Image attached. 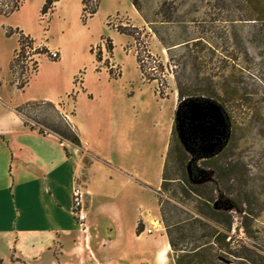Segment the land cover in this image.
<instances>
[{"label": "rangeland", "instance_id": "rangeland-1", "mask_svg": "<svg viewBox=\"0 0 264 264\" xmlns=\"http://www.w3.org/2000/svg\"><path fill=\"white\" fill-rule=\"evenodd\" d=\"M135 1L137 7L127 0V8L118 0L115 8L103 0L92 16L85 17L81 0L77 4L76 0H63V13L53 31L43 35L32 28V35L25 34L34 39L35 47L66 43L69 58L58 64V49L35 55L26 48V59L20 57L15 70L20 72L25 64V73H31L36 59L41 77L33 72L23 89L17 88V74L10 70L18 37L8 30L19 28L11 23L20 20L47 29L54 8L42 14V5L35 14L37 0H28L24 13H14L19 7L8 15L0 14L1 99L20 101L24 89L47 91L42 77L69 68L75 71L71 99L86 88L89 98L107 103V116L115 105L119 107L122 162L144 169L154 182L153 187L136 177L148 190L144 201L149 204L140 209L136 229L137 233L145 230L136 237L143 252L133 243L120 241L116 250H120L122 264H159L142 246L151 238L147 235L161 231L166 235L160 209L169 223H178L190 219L198 208L185 178L192 184H206L200 191L213 196L214 208L225 210L220 218L232 222L228 233L231 247L246 243L264 255V0ZM94 2L88 1L89 5ZM11 3L0 0V9ZM66 7L71 9L70 16ZM51 51L57 57H50ZM178 82L193 95L180 99ZM7 110L0 103V111ZM28 114L58 124L56 112L48 105L34 106ZM221 139L228 146L217 156ZM3 150L0 142V190L10 185ZM80 151L84 162H89L92 154L83 147ZM107 153L117 155L111 145ZM97 159L108 162L99 155ZM163 170L166 180L161 187ZM152 194L154 203H150ZM2 202L6 203V197ZM151 220L159 223L160 231L154 230ZM244 220L250 225L251 238L243 230ZM168 259L166 264H175L171 249Z\"/></svg>", "mask_w": 264, "mask_h": 264}, {"label": "crops", "instance_id": "crops-1", "mask_svg": "<svg viewBox=\"0 0 264 264\" xmlns=\"http://www.w3.org/2000/svg\"><path fill=\"white\" fill-rule=\"evenodd\" d=\"M44 1L37 0L35 14ZM107 1L118 8V0ZM123 2L128 8L127 0ZM27 3L24 0L14 13H24ZM62 3L63 0L54 3L47 29L28 25L26 20L11 24L24 33L32 35L35 29L36 33L47 35L62 16ZM64 11L70 16V8ZM16 47H19L18 41ZM16 47L11 52V60ZM47 48L60 51L58 64L69 58L66 43L58 46L47 42ZM74 74L69 68L49 73L42 77L49 90L28 92L24 89L20 101L1 99L0 95V103L8 108L0 111V142L4 145L3 163L10 172L9 187L0 190V257L5 264H122L118 258L120 250H116L119 242L133 243L139 249L136 237L145 233V230L137 233L136 229L141 219L140 209L149 204L144 201L148 190L136 177L152 183L153 187L154 182L147 178L144 169L122 162L124 146L119 107L115 105L107 116V103L89 98L86 88L78 92L76 99H71ZM33 75L40 76V70ZM57 88L62 90L56 91ZM32 100H48L57 105L79 136L84 151L94 158L85 163L78 147L54 134H42L24 125L14 107ZM110 145L117 153L115 157L107 153ZM98 155L108 162H100ZM157 177L160 179V174ZM78 180L84 183L87 194L83 225L72 214V190ZM5 197L6 203H3ZM151 197L150 203H154V194ZM153 228L157 231V227ZM161 232L147 237L151 236L149 242L156 246L152 260L157 262L156 254L161 248L165 250L164 258L157 263L166 264L170 245Z\"/></svg>", "mask_w": 264, "mask_h": 264}, {"label": "trees", "instance_id": "trees-1", "mask_svg": "<svg viewBox=\"0 0 264 264\" xmlns=\"http://www.w3.org/2000/svg\"><path fill=\"white\" fill-rule=\"evenodd\" d=\"M56 1L57 0H45L41 9L42 14L52 11ZM88 1L89 0H81L83 5V15L85 17L92 16L97 11L100 2V0H95L92 5H89ZM22 2L23 0H12L11 4L5 5L6 8L0 9V14L8 15L12 13L20 7ZM132 2L137 7L136 1L132 0ZM118 29L121 32L132 35L121 27ZM12 33L17 34L19 47L15 50L14 56L10 62V70L14 76L17 74V88L23 89L27 85L30 75L37 70L38 62L36 59L32 60V71L28 74L25 73L24 70V68H26L25 64H23L24 66H22L20 72H18L15 70V63L20 61V57H24V60L26 59V48L33 49V54L35 55L48 54L49 49L46 46L35 47L34 39L30 35L25 34L19 28H10L8 34ZM112 47V43L110 42L109 48L111 49ZM137 61L143 72L139 56L137 57ZM145 77L148 78V80L155 79L154 77H147L146 75ZM177 89L178 97L180 99L193 95L179 82L177 84ZM40 105H48L56 112L58 116V124L41 121L28 114L30 108ZM14 111L20 116L24 125L29 126L32 129H37L42 134H54L61 141H67L82 149V144L76 131L53 102L48 100L26 101L21 105L14 107ZM227 146L228 144H224L217 153V156L224 151ZM213 158L214 157L210 159ZM214 170H217V167L214 168ZM164 174L165 171L163 170L161 187L165 185L166 177H164ZM185 181L187 182L190 191L196 195L198 203V208L194 211V214L191 215V218L178 223H169L164 214L163 208L160 209L175 264H264V255L246 243H241L237 247H231L230 241L228 240V233L231 231L232 222L230 219L227 222L221 220L220 216L224 214L226 215L225 210L214 208L212 206L214 199L213 196L206 195L200 191V189L204 188L206 184H192L188 182L187 178H185ZM242 227L248 238L253 237L250 225L247 224L245 220L242 222ZM0 264H5L1 257Z\"/></svg>", "mask_w": 264, "mask_h": 264}, {"label": "built area", "instance_id": "built-area-1", "mask_svg": "<svg viewBox=\"0 0 264 264\" xmlns=\"http://www.w3.org/2000/svg\"><path fill=\"white\" fill-rule=\"evenodd\" d=\"M51 57H57V52L51 51ZM86 195L84 185L78 181L72 190V214L80 225L86 219Z\"/></svg>", "mask_w": 264, "mask_h": 264}, {"label": "bare ground", "instance_id": "bare-ground-1", "mask_svg": "<svg viewBox=\"0 0 264 264\" xmlns=\"http://www.w3.org/2000/svg\"><path fill=\"white\" fill-rule=\"evenodd\" d=\"M203 113V112H202ZM151 224L156 226L157 227V230H160L161 227H159L160 225L158 223H156L155 221H151ZM159 227V228H158ZM156 246L154 245V242H146L142 248L144 251H148L150 253H154V248ZM164 253H165V250L159 248L158 251H157V254H156V260L157 262H161V260L164 258Z\"/></svg>", "mask_w": 264, "mask_h": 264}, {"label": "water", "instance_id": "water-1", "mask_svg": "<svg viewBox=\"0 0 264 264\" xmlns=\"http://www.w3.org/2000/svg\"><path fill=\"white\" fill-rule=\"evenodd\" d=\"M223 135H224V133H223ZM223 135H222V136H223ZM220 141H222V139H221ZM223 142H224V140H223L222 142H219V143L217 144V146H218V145L220 146L219 149H221V147L223 146ZM220 143H221V144H220ZM203 152L206 153V150L204 149Z\"/></svg>", "mask_w": 264, "mask_h": 264}, {"label": "flooded vegetation", "instance_id": "flooded-vegetation-1", "mask_svg": "<svg viewBox=\"0 0 264 264\" xmlns=\"http://www.w3.org/2000/svg\"><path fill=\"white\" fill-rule=\"evenodd\" d=\"M190 149L193 150L196 154L199 153V150H196V148H194L193 146H190Z\"/></svg>", "mask_w": 264, "mask_h": 264}]
</instances>
